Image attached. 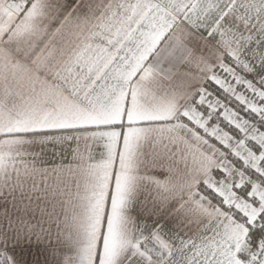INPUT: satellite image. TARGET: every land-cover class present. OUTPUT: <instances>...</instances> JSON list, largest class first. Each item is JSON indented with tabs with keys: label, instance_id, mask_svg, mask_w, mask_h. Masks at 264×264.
Instances as JSON below:
<instances>
[{
	"label": "snow or ice",
	"instance_id": "6c2138e0",
	"mask_svg": "<svg viewBox=\"0 0 264 264\" xmlns=\"http://www.w3.org/2000/svg\"><path fill=\"white\" fill-rule=\"evenodd\" d=\"M0 264H264V0H0Z\"/></svg>",
	"mask_w": 264,
	"mask_h": 264
}]
</instances>
